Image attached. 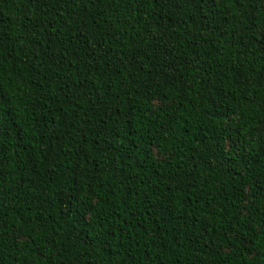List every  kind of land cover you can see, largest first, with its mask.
<instances>
[{
	"label": "trees",
	"instance_id": "trees-1",
	"mask_svg": "<svg viewBox=\"0 0 264 264\" xmlns=\"http://www.w3.org/2000/svg\"><path fill=\"white\" fill-rule=\"evenodd\" d=\"M262 32L264 0H0V264H264Z\"/></svg>",
	"mask_w": 264,
	"mask_h": 264
},
{
	"label": "snow or ice",
	"instance_id": "snow-or-ice-1",
	"mask_svg": "<svg viewBox=\"0 0 264 264\" xmlns=\"http://www.w3.org/2000/svg\"><path fill=\"white\" fill-rule=\"evenodd\" d=\"M236 2H240V0H236ZM261 34L264 35V32H262ZM0 76H2V73H0ZM0 86H2V79H0ZM0 91H2V88H0ZM0 99H2V97H0Z\"/></svg>",
	"mask_w": 264,
	"mask_h": 264
}]
</instances>
